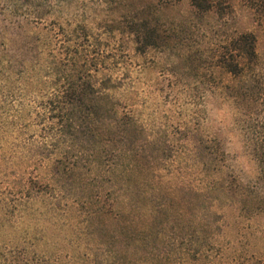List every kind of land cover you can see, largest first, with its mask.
Returning <instances> with one entry per match:
<instances>
[{
    "label": "trees",
    "instance_id": "16d2710c",
    "mask_svg": "<svg viewBox=\"0 0 264 264\" xmlns=\"http://www.w3.org/2000/svg\"><path fill=\"white\" fill-rule=\"evenodd\" d=\"M185 1L189 16L166 17ZM210 18L221 39L198 46ZM235 19L226 0H0V210L22 228L0 264H62L39 244L66 210L81 221L63 264H264L222 240L219 207L264 213L259 38ZM131 45L175 55L198 81L177 124L145 114ZM212 101L235 111L250 180L209 129Z\"/></svg>",
    "mask_w": 264,
    "mask_h": 264
},
{
    "label": "rangeland",
    "instance_id": "374dc122",
    "mask_svg": "<svg viewBox=\"0 0 264 264\" xmlns=\"http://www.w3.org/2000/svg\"><path fill=\"white\" fill-rule=\"evenodd\" d=\"M135 2H151L155 0H133ZM234 5L236 19L233 28L240 31H252L259 38V52L261 57V72H264V5L263 0H226ZM166 17L186 18L190 15L188 1L175 5L166 10ZM221 24L214 18L199 21L196 27V44L205 46L221 39L219 31ZM130 53L138 66L134 74L138 89H144L146 103V115L157 118L158 122L177 124L182 120L188 109L185 100V91L192 93L191 101L200 102L194 91L197 80L191 75L175 55L162 53L158 50H150L145 56L136 54L133 46ZM139 68V69H138ZM196 95V96H194ZM191 110L197 105L192 104ZM189 110V109H188ZM208 126L212 131H219L224 138L229 151L234 158V165L242 178L247 181L257 174V165L254 159L244 148L242 134L235 122V111L230 105L220 102H211L208 107ZM223 214L222 223L225 234L222 240L230 243L239 250L256 253L264 258V213L247 216L241 213L237 204L219 207ZM81 216L76 212L67 211L60 213L57 219L46 220V229L49 242H40V247L50 252L60 250L66 261L67 244L72 235L71 224L80 223ZM20 225L16 220H10L0 210V243L16 241L21 233Z\"/></svg>",
    "mask_w": 264,
    "mask_h": 264
}]
</instances>
